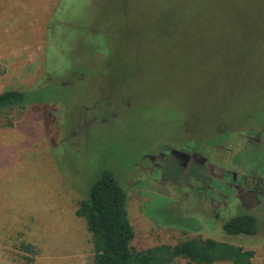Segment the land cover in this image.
<instances>
[{"label": "rangeland", "instance_id": "374dc122", "mask_svg": "<svg viewBox=\"0 0 264 264\" xmlns=\"http://www.w3.org/2000/svg\"><path fill=\"white\" fill-rule=\"evenodd\" d=\"M11 89L28 97L0 110V264H92L76 209L105 168L128 191L134 249L213 237L264 264V194L248 198L260 231L231 234L135 166L191 143L192 127L211 163L205 143L264 130V0H0V93Z\"/></svg>", "mask_w": 264, "mask_h": 264}, {"label": "flooded vegetation", "instance_id": "af4514ba", "mask_svg": "<svg viewBox=\"0 0 264 264\" xmlns=\"http://www.w3.org/2000/svg\"><path fill=\"white\" fill-rule=\"evenodd\" d=\"M256 127L239 132L231 146L222 140V136L216 142L205 143L209 151L218 156V163H211L210 156L201 149L202 143L195 141L199 129H187L189 137L186 139L193 144L183 141L176 146L164 142L161 147L156 145L153 151L143 154L141 161L135 163L139 173L137 179L162 182L183 198L182 208L187 215L189 207L186 203H191L190 207L198 206L204 216L213 221L220 220L222 226L240 214H253L259 219L258 208L252 207L248 199L249 196L260 198L264 194V130ZM183 133L185 135V131ZM222 155L229 163L220 164ZM251 159L255 162L250 163ZM173 161H177L183 170L181 178L176 179L168 168ZM194 166L197 168L194 172L196 178L187 171Z\"/></svg>", "mask_w": 264, "mask_h": 264}, {"label": "trees", "instance_id": "16d2710c", "mask_svg": "<svg viewBox=\"0 0 264 264\" xmlns=\"http://www.w3.org/2000/svg\"><path fill=\"white\" fill-rule=\"evenodd\" d=\"M27 92L11 89L0 93V110L22 105ZM128 191L113 170L105 168L82 200L76 215L86 221L92 235V264H175L185 259L189 264H253L255 251L213 237H190L171 245L161 243L144 249L132 247L135 230L128 211ZM223 229L231 234H256L259 219L240 214L226 221Z\"/></svg>", "mask_w": 264, "mask_h": 264}]
</instances>
